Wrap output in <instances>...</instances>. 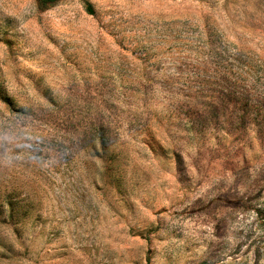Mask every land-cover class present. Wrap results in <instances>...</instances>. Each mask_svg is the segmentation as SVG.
<instances>
[{"label":"rangeland","instance_id":"obj_1","mask_svg":"<svg viewBox=\"0 0 264 264\" xmlns=\"http://www.w3.org/2000/svg\"><path fill=\"white\" fill-rule=\"evenodd\" d=\"M0 264H264V0H0Z\"/></svg>","mask_w":264,"mask_h":264},{"label":"trees","instance_id":"obj_2","mask_svg":"<svg viewBox=\"0 0 264 264\" xmlns=\"http://www.w3.org/2000/svg\"><path fill=\"white\" fill-rule=\"evenodd\" d=\"M41 3L43 4H50V3H54L56 0H39ZM87 9L89 12H92V9H91V6L90 4L88 3V6H87Z\"/></svg>","mask_w":264,"mask_h":264}]
</instances>
